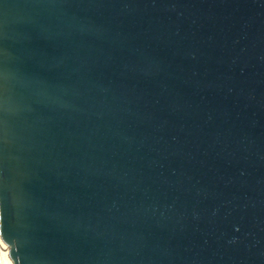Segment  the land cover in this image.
<instances>
[{
	"label": "water",
	"instance_id": "1",
	"mask_svg": "<svg viewBox=\"0 0 264 264\" xmlns=\"http://www.w3.org/2000/svg\"><path fill=\"white\" fill-rule=\"evenodd\" d=\"M6 264H264V0H0Z\"/></svg>",
	"mask_w": 264,
	"mask_h": 264
},
{
	"label": "built area",
	"instance_id": "2",
	"mask_svg": "<svg viewBox=\"0 0 264 264\" xmlns=\"http://www.w3.org/2000/svg\"><path fill=\"white\" fill-rule=\"evenodd\" d=\"M0 264H6L4 260L1 258V246H0Z\"/></svg>",
	"mask_w": 264,
	"mask_h": 264
},
{
	"label": "bare ground",
	"instance_id": "3",
	"mask_svg": "<svg viewBox=\"0 0 264 264\" xmlns=\"http://www.w3.org/2000/svg\"><path fill=\"white\" fill-rule=\"evenodd\" d=\"M1 258L3 259V248L1 247Z\"/></svg>",
	"mask_w": 264,
	"mask_h": 264
}]
</instances>
